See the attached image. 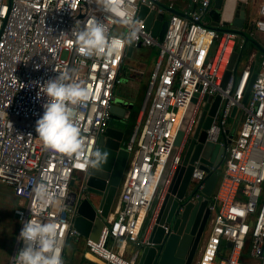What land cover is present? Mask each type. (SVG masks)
<instances>
[{"label":"built area","instance_id":"1","mask_svg":"<svg viewBox=\"0 0 264 264\" xmlns=\"http://www.w3.org/2000/svg\"><path fill=\"white\" fill-rule=\"evenodd\" d=\"M161 4L175 9L171 1L124 0L123 10L139 22L137 39L131 43L132 52L137 48H155L157 55L147 73L124 145L128 157L115 215L107 216L97 240L84 238L85 250L102 264H136L119 253L114 243L118 240L135 246L147 243L170 175L181 162L185 136L201 101L206 94H219L221 104L206 140L222 146L220 135H227L225 129L229 128L232 108L240 111V115L234 135L221 154L222 164L213 192L207 197L209 232L196 264H264V39L257 64L239 63L224 81L231 54L243 46V38L209 26L210 0H189L185 9L168 12L166 28L159 40L144 27L137 14L140 5L153 9L155 14L162 13ZM92 16L104 22L110 37H123L129 31L121 22L119 10L115 14L106 13L94 0H0V111H6L13 126L8 128L6 121L0 120V184L10 187L19 199V205L13 209L20 220L19 232L22 222L30 219L57 223L62 258L66 240L81 238L72 224L74 210L68 205L70 181L80 183L79 175L83 176L90 168L85 169L83 155L69 157L45 149L35 126L43 115V105L50 101L43 84L70 69L72 79L82 82L89 93L87 102L75 106L81 134L90 146L97 147L98 138L108 124L109 107L130 44L107 57L81 56L71 32L76 21L83 27ZM252 23L250 34L257 31L264 38V0L260 1ZM252 75L249 95L243 104ZM194 94L185 134L157 196L159 178ZM204 175V171L194 167L191 177L194 185ZM40 182H45L62 202L60 208L37 203L33 188ZM201 187L199 184V190ZM17 238L7 264H14L13 257L23 246Z\"/></svg>","mask_w":264,"mask_h":264},{"label":"water","instance_id":"2","mask_svg":"<svg viewBox=\"0 0 264 264\" xmlns=\"http://www.w3.org/2000/svg\"><path fill=\"white\" fill-rule=\"evenodd\" d=\"M249 0H211L207 18L209 26L215 30H228L243 38V46L234 50L226 67L224 81L232 71H236L243 48L247 42L263 51L262 46L250 34L253 23H248ZM164 12L154 13L145 5H140L138 17L143 19L144 27L162 40L167 19L164 13H178L162 5ZM132 54V45H128L125 56ZM254 75L244 93L242 103H246ZM195 96L181 121L175 136L174 147L158 181V194L164 187L169 175L171 160L176 147L180 145L188 125ZM221 104L219 94H206L200 104L195 121L185 136L184 151L181 162L176 165L165 192L161 198L159 209L152 222L146 238L147 243L137 246L140 258L137 264H193L200 252L202 239L209 221L210 211L208 199L211 196L219 176V168L225 146L231 141L239 121L240 111L233 107L230 113L232 122L225 133H221L219 143L206 140L210 128ZM133 103L123 96H115L109 107L110 117L107 126L100 134L97 147L109 153L107 163L102 171L89 169L80 179L77 189L75 182L70 181L71 190L68 205L74 210L73 227L84 238L97 240L107 219V207L112 202L126 166L128 152L122 146L129 110ZM116 121L117 123H113ZM194 167L204 171V178L194 185L192 171ZM148 222V220H147ZM145 223V225L147 224ZM144 225V226H145ZM229 246V243L227 242ZM64 264H70L65 261Z\"/></svg>","mask_w":264,"mask_h":264},{"label":"clouds","instance_id":"3","mask_svg":"<svg viewBox=\"0 0 264 264\" xmlns=\"http://www.w3.org/2000/svg\"><path fill=\"white\" fill-rule=\"evenodd\" d=\"M94 3L106 13L115 14L119 10L121 22L129 31L123 37H110L104 22L95 16L89 17L83 27L80 26V21H76L71 36L74 37L77 51L81 56L107 57L137 39L136 25L139 22L123 10L124 0H94ZM64 35L68 36L65 33ZM43 85L44 93L50 101L43 105V115L36 121L35 126V132L43 147L64 156L83 155L85 169L102 171L109 153L89 145L81 134L78 113L75 111V106L89 100L87 87L82 82L74 81L71 70L67 68ZM39 95L38 93L37 98ZM0 120H5L6 126L13 128L6 111H0ZM33 193L38 204L55 208L62 205L45 182L37 183ZM59 235L55 221L39 222L35 219L23 221L17 238L23 246L13 257L14 264H64L58 248Z\"/></svg>","mask_w":264,"mask_h":264},{"label":"rangeland","instance_id":"4","mask_svg":"<svg viewBox=\"0 0 264 264\" xmlns=\"http://www.w3.org/2000/svg\"><path fill=\"white\" fill-rule=\"evenodd\" d=\"M250 6L251 10L248 13V23H251L255 14L254 11L258 6L257 1H253ZM169 16L168 12L164 13V20H166ZM117 28V27H116ZM123 28H120L122 30ZM119 30V29H117ZM254 36L260 41L263 40V35L257 31H254ZM244 50L241 55V59L245 60L248 58V52L251 50L250 43L244 46ZM157 55V50L155 48H137L135 49L129 58H125L122 68L119 74V81L116 84L114 94L115 96H123L127 99H132L134 103L133 112L136 111V101L141 97L142 88L144 86L143 83H140L134 75L132 76V71H136L140 73L143 72V75H146L147 69L150 68L152 59H155ZM62 57H66V53L62 54ZM135 68L132 70L131 68ZM138 68V69H137ZM137 69V70H136ZM140 70V71H139ZM145 85V83H144ZM134 100V101H133ZM232 122V118L228 119V126H230ZM78 180H76L74 184V189H77ZM19 199H17L10 187L0 184V264H7L9 260V256L13 249V243L16 241L19 228H20V220L15 217L13 213V209L19 205ZM147 222V219L145 223ZM209 228V221L206 226V231L204 233L202 244L205 241L204 237H206L207 229ZM199 254V253H198ZM197 254V255H198ZM196 255V256H197ZM69 258L66 257V261Z\"/></svg>","mask_w":264,"mask_h":264},{"label":"crops","instance_id":"5","mask_svg":"<svg viewBox=\"0 0 264 264\" xmlns=\"http://www.w3.org/2000/svg\"><path fill=\"white\" fill-rule=\"evenodd\" d=\"M169 1L173 2L174 6H175V9H177V10H183L189 4V0H163L164 3H167ZM253 1H257L258 3H260L261 0H249V2H248V5H249L248 13L251 10L250 6L252 5L251 3ZM258 6H259V4H258ZM258 6H257V8L254 11L255 18L257 17ZM253 36H254V31H253ZM254 38L261 45L263 40L260 41L259 39L256 38V36H254ZM260 52L261 51L256 46H254V45L251 46V50L248 52V58L245 59V60H242L240 58V60H239L240 65L241 66H244L246 64H255L256 65L257 62H258L259 56H260ZM154 60L155 59H152L151 66L153 65ZM149 69H151V68H149ZM149 69H147V72H146L145 76L142 75L139 78H137V80L140 83H143L142 86H144V83H145V80L147 78V73H148ZM140 99H141V97H140ZM140 99L138 98V100L136 101L137 107H138V104L140 102ZM130 100L132 101V99H130ZM133 105H134V103H133ZM127 133L128 132L125 131V135H124V138H123V141H122V146L124 148H125L124 145H125V143L128 140V135L129 134H127ZM79 177H82V175H79ZM120 185H121V181H120ZM120 185L118 186V188L116 190V193H115V196H114L112 202H110V204L107 207V211H108L107 212L108 213L107 216L108 217H111V216L115 215L116 207L118 206V193H119V190H120ZM208 232H209V228L207 229L206 236L208 235ZM15 244H16V241L13 243V249L11 251V254H12V252L14 250ZM203 244H204V242H203ZM202 245H201V248H202ZM114 248L119 253H121L123 256H125L126 258L132 260L136 264L138 263L139 258H140V250L133 243L127 242V241H123V240H118V241H116L114 243ZM200 251H201V249H200ZM11 254H10V256H11ZM199 254H200V252H199ZM199 254L197 255L196 260L194 261L193 264H196V261H197V259L199 257ZM10 256H9V258H10ZM66 257L69 258L68 262L70 264H102L99 260H97L95 257H93L90 253L86 252L85 247H84V237H82V236H81V238H79L77 240H74L72 238H69V239L66 240L65 246H64V251H63V258H62L64 262L66 261Z\"/></svg>","mask_w":264,"mask_h":264},{"label":"trees","instance_id":"6","mask_svg":"<svg viewBox=\"0 0 264 264\" xmlns=\"http://www.w3.org/2000/svg\"><path fill=\"white\" fill-rule=\"evenodd\" d=\"M263 42V41H262ZM251 46H253L252 44H250ZM245 48V47H244ZM244 48H243V50H244ZM132 70H134L135 68L133 67V68H131ZM138 69V68H137ZM136 69V70H137ZM140 71V70H139ZM132 76L134 75V77H136L137 76V74H138V76H137V78H139L140 76H142L143 75V72L142 71H140V73H138V72H136V71H132ZM136 78V79H137ZM137 108L138 107H136V111L134 112V115H133V117L131 118V121H130V123H129V125H128V127H127V129H126V132H128L127 134H129L130 133V131H131V129H132V126H133V123H134V120H135V117H136V114H137Z\"/></svg>","mask_w":264,"mask_h":264},{"label":"flooded vegetation","instance_id":"7","mask_svg":"<svg viewBox=\"0 0 264 264\" xmlns=\"http://www.w3.org/2000/svg\"><path fill=\"white\" fill-rule=\"evenodd\" d=\"M210 3H211V0H210ZM133 107H134V105L132 106V108L129 110V114H128V120H127V123H126V128H125V131H126V129H127V127H128V124L130 123V121H131V118L133 117V115H134V112H133ZM113 123H117L116 121H113ZM108 124H110V123H108ZM124 135H125V133H124ZM206 238H207V236H206ZM206 238L204 237V239L206 240ZM205 242V241H204Z\"/></svg>","mask_w":264,"mask_h":264}]
</instances>
